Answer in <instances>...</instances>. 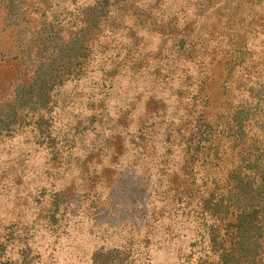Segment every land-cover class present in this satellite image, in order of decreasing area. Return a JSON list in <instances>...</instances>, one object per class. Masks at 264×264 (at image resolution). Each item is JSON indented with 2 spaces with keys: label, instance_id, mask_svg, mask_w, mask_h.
I'll use <instances>...</instances> for the list:
<instances>
[{
  "label": "rangeland",
  "instance_id": "374dc122",
  "mask_svg": "<svg viewBox=\"0 0 264 264\" xmlns=\"http://www.w3.org/2000/svg\"><path fill=\"white\" fill-rule=\"evenodd\" d=\"M262 173L264 0H0V264H216Z\"/></svg>",
  "mask_w": 264,
  "mask_h": 264
},
{
  "label": "trees",
  "instance_id": "16d2710c",
  "mask_svg": "<svg viewBox=\"0 0 264 264\" xmlns=\"http://www.w3.org/2000/svg\"><path fill=\"white\" fill-rule=\"evenodd\" d=\"M109 88L111 86H108ZM258 162V160H252L247 168L249 174L246 180H250L246 182L247 185L254 183L253 178L259 176ZM237 177L238 174L233 176L230 173L226 180L232 184L237 181ZM236 197L241 207L234 209L230 214L232 217L230 221L222 225V234L220 233L222 237L216 233L207 236V248L199 259L208 260L209 254L211 256L217 254L216 264H264V205L262 204L264 202V174H261L259 186L254 191L251 189L248 192L240 191L236 193ZM245 199L255 200L257 203L255 208L245 209L244 204L242 205ZM232 204L234 205V202Z\"/></svg>",
  "mask_w": 264,
  "mask_h": 264
}]
</instances>
